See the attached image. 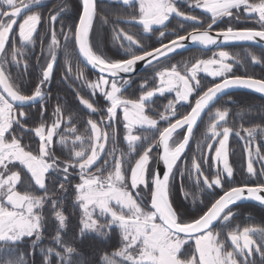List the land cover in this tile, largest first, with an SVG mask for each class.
<instances>
[{
	"label": "snow or ice",
	"instance_id": "1",
	"mask_svg": "<svg viewBox=\"0 0 264 264\" xmlns=\"http://www.w3.org/2000/svg\"><path fill=\"white\" fill-rule=\"evenodd\" d=\"M42 2L46 0H0V264H96L94 259L83 257L77 238L71 241L64 238L69 221L66 208L70 192L74 194L71 207L80 213L78 239L81 242L86 236L104 242L112 238L113 232L118 234L120 246L112 252L104 251L99 256V264H257V255L259 264H264V227L232 225L235 218L232 208L238 202L254 201L264 207V155L259 146L253 149L257 137L264 138V127L241 125L234 130L225 126L230 116L228 108L208 111L210 123L205 133L206 137L210 136L208 151L194 155L190 169H178V161L185 154L206 110L230 89L244 88L264 94V79L247 72L234 74V64L244 65L241 59L225 50L214 52L207 59H195L190 66L185 61L183 65L171 64L156 70L169 62L177 50L186 48L189 42L201 50L220 48L229 42H264V0H108L132 9L127 16H118L114 23L137 25L141 29L130 34L124 28H113V40L122 55L127 57L119 59L107 57L95 49L91 41L98 16V0H80L74 31L70 26L67 32H63L61 25L63 48L55 28L60 13L50 10L46 19L42 12L32 11ZM181 3L203 9L210 14V22L204 26V20L197 15L181 11L178 6ZM25 12L30 14L21 21ZM171 17L181 21L182 31L184 22L200 27H192L184 35L161 30L157 37L158 47L145 45L142 37L156 31L154 26L166 29V22ZM222 18L237 22L252 20L258 27L230 25L212 34L213 25ZM100 19L104 25L109 23L107 11ZM42 23H47L50 29L45 34L50 37L47 43L50 58L41 64L44 53L37 57L38 82L31 94H25L22 77L27 75V60H23V70L20 66L24 50L34 47L38 26ZM169 35L173 38L164 43ZM69 41L74 42L71 53L68 51ZM60 50L64 51L66 58L72 54L78 57L74 77L68 59L65 60L64 81L74 79L80 82L81 88L91 90L92 97L99 92L108 105L106 109L96 107L94 99L90 102L80 90L73 89L79 104L88 110L89 115H100L99 121L89 118L84 122L88 135L77 134L75 125L64 128L65 123L73 124V117L70 115L65 121L63 112L67 106H61L59 98L51 123L43 120L45 97L50 98L47 89ZM249 56L252 64L264 63L262 57L251 53ZM139 62L154 72L152 79L157 85L144 91L148 85L145 80L140 85L138 98H126L122 90L130 81L120 74L134 73ZM79 63L98 69V80L89 81ZM13 68L17 69L15 76ZM199 73L219 82L204 88L198 79ZM173 92L174 100L165 105L158 119L147 114L146 110L150 111L154 102L153 97ZM197 92L199 95L191 104L190 97ZM37 101L40 102L41 122L34 128L28 127L27 120L31 117L25 106ZM183 103H189L190 111L176 118L179 115L177 104ZM159 121L168 122L162 130ZM120 123L125 131L123 141L127 151L116 147L119 139L116 125ZM136 130L158 131V141L154 140L143 151H138L149 137L134 134ZM180 130H184L183 137L176 142ZM17 132L28 135L30 141L38 138L37 147L24 144L23 137ZM233 133L247 145L244 149L247 176L259 182L244 180L224 190L225 183L235 179V170L229 160V139ZM203 143L198 141L197 147ZM109 144L113 145L111 149ZM154 144L162 148L157 157L152 156ZM56 145L60 146L62 153L67 152L66 159L56 156ZM133 156L137 157L134 164L131 163ZM154 159L162 162V174L159 168H152ZM257 163L259 170L255 167ZM203 165L209 166L211 179L205 174ZM177 170L181 181L185 174L190 180L195 177L194 183L199 191L211 193L220 189L223 194L210 206L205 205L202 214L198 212L186 218V213L174 207L171 199ZM77 176L78 182L73 184ZM19 186L25 190H18ZM37 191L41 194H36ZM181 191L187 199L189 193L184 190L183 183ZM45 209L55 222V234L47 247L42 246L48 223ZM99 251L97 249L96 253Z\"/></svg>",
	"mask_w": 264,
	"mask_h": 264
},
{
	"label": "trees",
	"instance_id": "2",
	"mask_svg": "<svg viewBox=\"0 0 264 264\" xmlns=\"http://www.w3.org/2000/svg\"><path fill=\"white\" fill-rule=\"evenodd\" d=\"M62 3V0H59ZM36 11L42 12L43 15L45 16V18L47 19L50 15V10H56V7L54 6L53 1L49 0L48 2H45L39 6H37L35 8ZM102 14H104V10L101 9L100 10ZM108 14V13H107ZM68 16V15H67ZM67 16H63L62 18H64V22L67 21ZM109 18H111L112 16H110V14L108 15ZM116 17V16H114ZM118 17V16H117ZM121 17V16H120ZM62 18H59V21L62 20ZM46 27L48 26L47 23ZM65 24V23H64ZM44 25V23H43ZM124 25V24H123ZM57 25H55L56 27ZM65 26V25H64ZM130 26V25H127ZM132 27V26H131ZM135 28V27H133ZM136 29V28H135ZM143 43L151 46L150 44L152 42H149L150 40L144 39L142 37ZM153 47V45L151 46ZM150 47V48H151ZM237 47V46H234ZM245 48H252L255 49L256 51H260V54H258V57H262L264 58V52L261 51L260 48L256 47V46H250V47H246ZM73 50V43L71 41H69V48L68 51L71 53ZM194 50H187V51H182V52H178L175 53L171 56L170 61H175L176 62L180 61V60H184L187 58H191V52H193ZM235 52V51H233ZM238 54V53H237ZM72 60L74 61V63L76 64V66H78V58L75 54L70 55ZM236 56V54H235ZM243 56L246 58H242V56L238 54L237 58L241 59L243 61V65L246 66L249 65L248 67L244 68V72H247V74L253 75L255 78L258 79H264V67L263 64H252L251 60L249 59L250 57H247L246 55L243 54ZM37 57L38 54L36 52L35 56L33 57V55L31 57H29V55L26 57V60L28 62V80H29V88H23V91L25 94H30V91L32 89V87H34V84L36 82V79L38 80L39 77V73L38 72V65H37ZM61 58V57H60ZM61 59H57V64L56 67L54 69V75L53 78L50 82V85L48 87V92L50 93V98L47 96L45 98L46 101V115L43 117V120H47L50 119L51 116V112L54 109V107L57 105L58 103V98H59V103L61 106H67V110H65L63 112V117L67 118L68 116H72L73 117V124L70 126L75 125L78 129L77 134H84V135H88L89 133L86 132L85 129V123L87 119H89V113L88 111H86L78 102L75 91L73 89H77L81 91V95L84 96V98L86 99H90V101H92L93 99H91L84 91L83 89L79 86V83H72L71 87H69V83H65L64 79H60L61 76V71L63 69L62 66V62L60 61ZM79 67L83 68V71H85L86 76H88L89 74H93L92 71H90L89 69H87L85 66H83L81 63H79ZM254 70V71H252ZM145 74V70L140 72L139 74H137L135 77H139L141 75ZM243 74H238V75H244ZM75 82V81H72ZM209 86V85H207ZM136 89L137 88V83H132V85H130L127 90L131 91L132 89ZM167 97V98H166ZM229 98L231 97L232 102H229L228 104L223 102L224 98ZM166 99H168V96H155V98L153 97V103L151 104L150 108L151 110L155 111V112H160L165 108L166 105ZM230 100V101H231ZM223 102V103H222ZM40 103L38 104H34V105H30V106H25V110L29 112L31 119L27 120V126L28 127H35L36 125H38L41 122V117L39 115V110H40ZM213 107H219L221 109L223 108H228L230 110V116L228 117V123L225 126H229L232 127L234 130L235 129H239L241 125H243L244 127H252V126H256V125H260V126H264V98H261L255 94L246 92V91H236L233 93H229L226 96H224L223 98H221L218 101V104L213 106ZM184 114V113H183ZM181 114V115H183ZM207 116V114L205 115V117ZM205 117L203 118L202 121H200V125L197 127L196 131L194 132V137L191 140L187 151L185 152L183 158L185 159V167H187L188 169L191 168V161L193 156H199L201 154V152L207 151L206 150V145L208 144V142L210 141V139H208V137H206L204 134L206 133V124H205ZM119 125V124H118ZM118 134H119V139H118V144L121 143V131L120 129L117 130ZM144 131V130H143ZM144 133H148V131L144 132ZM150 135H148L149 139L151 140V137H153V132L150 130L149 131ZM152 133V134H151ZM17 135H21L23 137L22 142L24 144H31L32 148H36V144L37 139L34 138L32 141L29 140L28 135H25L23 132H17ZM156 137V136H155ZM198 141H204V143L198 148L197 147V143ZM229 151H230V163L233 165L234 170H235V179L233 181H231L230 183H225L224 185V190H227V188L234 186L238 183L243 182V173L241 172L242 168H244L242 165H244V161H243V148L241 146L240 141L238 140V138L234 135L230 136L229 139ZM55 154L57 157H59L61 160L66 159L67 156L64 155V152L62 153L61 150H59L58 148H55ZM191 160V161H190ZM200 162V161H198ZM210 157H209V163H210ZM179 164V163H178ZM203 168L205 170V174L209 175V178L211 179V175L208 171L209 166L208 165H203ZM186 175V174H185ZM188 176V175H187ZM75 182V179L73 180ZM184 181V190L187 191L189 193V196L187 199H185V197L182 195H180L178 197V201L180 203H182V205H184L186 207V209L188 210V212H191L192 215L195 213H202L201 210H205V205H210V203L212 201L215 200V198H217L221 193L218 192L220 189H215L214 192H209L207 190L205 191H199L197 189V187L195 186V184L193 183L194 181V177L193 179H189L188 177V183H186L185 180ZM233 182V184L231 185V183ZM23 187V186H22ZM22 190H25L24 188H22ZM36 194H41L40 192H36ZM73 193L70 192V196H69V203L68 206L66 208V215L69 216V221H68V226L66 229V233L64 234V238L66 240H73V238H77L76 239V243L77 246L80 250V252L83 254V257L85 259L88 258H92L96 261V264H99V256L104 252H112L114 251L116 248H118L119 245V241H118V234L113 232L112 234V238L108 241H104L101 242L99 239L94 238L92 236H86L84 238V240L81 242L78 239V228H79V211L78 209H73L71 207V199H73ZM195 201V203L193 202ZM175 207V206H174ZM177 209L180 208V210L182 209L179 205L176 206ZM235 214V218L234 220L238 221H242L240 222V226L247 225V226H260V227H264V208L256 205V204H251V203H245V204H240L237 205L235 207L232 208ZM182 211V210H181ZM253 211V212H252ZM45 214L48 217V223L46 226V230L44 232V240L42 243V246L47 247L50 246V240L51 237L55 234V222L52 220L51 218V213L48 212V209H45ZM254 221L255 222H250V221ZM235 221V222H236ZM243 223V224H242ZM24 249L27 250V246H24ZM99 249L100 251L98 253H96V250ZM94 253H96L94 255ZM36 258L37 260L39 259V251L37 250L36 253ZM255 259L257 260V264H259V256L257 255V257H255Z\"/></svg>",
	"mask_w": 264,
	"mask_h": 264
},
{
	"label": "rangeland",
	"instance_id": "3",
	"mask_svg": "<svg viewBox=\"0 0 264 264\" xmlns=\"http://www.w3.org/2000/svg\"><path fill=\"white\" fill-rule=\"evenodd\" d=\"M49 0H46V2H48ZM53 1L54 3V6L56 7V10L55 12H58L60 13V16L59 18L61 19L63 16H67V21L64 22V18H62V20L58 21L55 23V25H57L55 28L57 30V33H58V39L60 40L61 42V46L63 48V44L65 43L64 42V37L61 33V25L63 24V32H67L69 30V27L72 26V29L74 31V24L75 22L77 21L78 19V13H79V10H80V7H81V4H80V0H62V3L59 1V0H51ZM108 1V0H107ZM102 2H105V0H98V3H102ZM45 3V2H42V4ZM186 5V4H184ZM65 6H67L66 10L61 12V9H64ZM188 6V5H187ZM36 7H34L32 9V11H36L35 10ZM194 8V7H192ZM196 10H200V12L202 11L203 13H205L203 11V9H199V8H194ZM30 13L28 12H25L21 17H20V20L22 21L24 16L28 15ZM100 16L98 14L97 16V19L95 21V25H94V29H93V32L91 34V41L93 43V46L95 49L99 50L100 52H102L104 55H106L107 57L109 58H112V59H119V58H127V57H124L122 55V53L120 52V49L118 47V44H116L113 40V28L114 27H117V28H124L125 30H128L130 34H132L133 32H138L137 29L131 27V26H127V25H123V23H114V21H116V18L117 17H113V18H109V23L107 25H104L102 23V20L100 19ZM201 19H204L205 23H204V26H206V24L208 22H210V14H207L205 13V17L203 18L202 16H200ZM65 23V24H64ZM65 25V26H64ZM234 26V27H238V28H251V27H258V25L255 24L254 21L252 20H241L239 22L237 21H229L228 18H222L220 21L217 22V24L213 25V30H222V29H226L228 26ZM197 26H200V25H193L192 23H189V25L185 26L184 27V30H180L181 28V25H178L176 26L177 28V32L178 33H182L184 34L188 29H191L192 27H197ZM18 27L19 25L17 24L16 25V31L18 33ZM50 29H49V25L46 27V24L43 23L41 25L38 26V32L35 36V44H34V47L32 46H29L28 48H26L24 51H25V56L23 57L22 59V62H21V66H20V70H23V60H26V57L29 55V57H31L33 55V57L35 56L36 52L38 54V56H41V53L43 52L44 55L41 56V59H40V63L41 64H44L46 63V60L49 59L50 57H48L47 55V43L49 42V39L50 37L49 36H46V32H49ZM41 37H45L44 40L42 41L41 40ZM169 38H172V36H167L165 39H169ZM17 41H18V36L16 37ZM73 43V46H74V42L71 41ZM69 43V42H68ZM158 42H154L152 41V43L150 44L151 46L152 45H156ZM10 44H11V41L9 42V48H10ZM146 45V44H145ZM19 46V44H18ZM150 46V47H151ZM234 46H237V47H234ZM246 47H250L252 45H246V44H235V45H229V46H225V47H220V48H216L215 50L212 49V50H208V51H203V50H200V49H196V48H193V49H188V50H194L193 52H191V58H187V59H184V60H180L178 62H176L177 60H175L174 62L173 61H169L167 63H163L161 64L160 66H158L156 68V70H162L163 67H170L171 64H181L183 65L185 61H188L189 62V66L191 63H194L195 62V59H207V58H210L213 56V53L214 52H218L219 50H225V51H228L230 53V55H233L235 56L236 54V57L241 55L242 58L244 57V55H246L247 57H250L249 56V53H251L252 55H256V56H259L258 54H260V51H256L255 49H252V48H245ZM253 47V46H252ZM184 51H187V50H183ZM235 51V52H233ZM182 52V51H180ZM179 52V53H180ZM238 53V54H237ZM139 54V52L137 53ZM61 57V58H60ZM78 58V57H77ZM245 58V57H244ZM243 58V60H244ZM18 59H21L20 57H18ZM57 59H61L60 61L63 63L62 66H63V69L61 71V76H60V79H64L63 78V73L66 71V66H65V60L68 59L71 67H72V70H73V77L75 76V73H76V70H77V66L76 64L74 63V61L72 60L71 56L69 57H65L64 55V51L63 50H60L58 51V54H57ZM246 59V58H245ZM251 60V58H249ZM229 62H232V61H229ZM28 63V62H27ZM243 63V61H242ZM29 66V65H28ZM249 65L246 64V66H241V65H236L234 64V74L238 75V74H243L245 73L243 70L245 67H248ZM263 67H264V64H263ZM16 71L17 69L13 68L12 70V74L13 76L16 75ZM40 71L39 67H38V72ZM254 71V70H252ZM85 73V71H84ZM139 74V73H138ZM137 75V74H136ZM136 75L133 76V78H124V79H128L130 81V83L128 85H132V83H137V88L136 89H132L131 91H128L127 88H128V85L125 86V90H122L123 92V96L126 97V98H131V99H136L139 97V95L141 94V90H140V85L142 83H144L145 80H147L148 82V85L147 87L144 89V91H147V90H150L151 88L155 87L157 85V81L156 80H153L152 77L154 76V72L147 68L145 70V74L144 75H141L139 77H135ZM86 76V74H85ZM86 78L89 80V81H97L98 78H99V75L95 74H89L88 76H86ZM120 79V78H119ZM118 79V80H119ZM198 79H200L201 81V84L203 85L204 88L206 87H209L211 86L212 83H215L217 82L218 80H214L212 79L211 77H208L206 74L204 73H199L198 74ZM22 80H23V88H26L28 87L29 88V80H28V69H27V75L22 77ZM72 81H75L74 79H71L68 81L69 84H72V83H79V86L81 87L80 85V82L78 81H75V82H72ZM38 82V80L36 79V82L34 84V87H32L31 91H30V94L31 92L34 90L35 88V85L36 83ZM66 83V82H65ZM209 85V86H207ZM83 91L91 98V99H94L96 101V104H94V106L96 107H99L101 109H106V107L108 106L106 104V102L104 101L103 97L99 94V92H97L96 96L95 97H92L91 96V90L87 89L86 87H83L82 88ZM29 94V93H28ZM199 95V92L197 93H194L191 97H190V103L191 104H194L195 103V99L197 98V96ZM157 96H160L159 94ZM164 97L165 96H168V99H166V105L168 104V102L170 100H174L175 98V93H165L163 95ZM226 96V95H225ZM155 98V97H154ZM167 98V97H166ZM223 98V97H222ZM221 99V98H220ZM219 99V100H220ZM78 100V99H77ZM218 100V101H219ZM218 101L213 105H217L218 104ZM79 102V100H78ZM91 102V101H90ZM225 103H229V102H232V100L230 101L229 98H224V101ZM222 102V103H223ZM40 103V102H38ZM36 103V104H38ZM40 105V104H39ZM82 106V105H81ZM211 107L208 111H214L216 108H219V107ZM83 107V106H82ZM84 108V107H83ZM86 111H88L86 108H84ZM190 109V106H189V103H183V104H177V112H178V116L176 118H178L181 114H186ZM165 110V108L160 111V112H163ZM119 111V110H118ZM147 111V114L150 115L152 118H156L158 119V116H159V113L160 112H155L153 110H146ZM208 111L206 112L207 116L205 117V115L203 116V118L205 117L204 121H205V126L207 128V125L208 123H210V120L208 119ZM53 112V110H52ZM52 112H51V116H50V119H47L45 120L44 122H47V123H51V119H52ZM120 115L122 116V112L120 113ZM89 118L91 119H94V120H97L99 121L100 120V115L99 114H95V115H89ZM203 118L201 119V121L203 120ZM65 121L67 120V118H64ZM167 121H159V128L162 130L163 127H166L167 126ZM200 125V124H199ZM198 125V126H199ZM37 126V125H36ZM67 127H71L69 124L65 123L64 124V128H67ZM253 127V126H252ZM264 127V126H262ZM34 128V127H33ZM116 128L117 130L120 129L121 131V143L118 144L117 142V145L116 147H118L120 150L123 149V151H127V145L126 143L123 141V137L125 135V131L123 129V124L120 123L119 125H116ZM197 129V128H196ZM195 129V131H196ZM61 132L63 131V129L60 130ZM109 131H111L109 129ZM148 131V133H144ZM150 130H136L134 134H137V135H143V136H148L150 135L149 133ZM183 131L184 130H180L178 132V134L176 135V142H179L182 137H183ZM153 132V137H151V140H148L146 143L143 144V146L141 148H139L138 151H143V148L144 147H147L148 144H152V142L156 139H157V136L159 134L158 131H152ZM152 134V133H151ZM34 136V133L32 134ZM205 135V134H204ZM232 135L235 136V134L233 133ZM243 135V133H242ZM156 136V137H155ZM237 137V136H236ZM238 140L240 141L241 143V146L243 148V161H244V165H242L244 168H242L241 172L243 173V181L244 180H249L251 183H257L259 182L258 180L256 179H253V178H250L247 176V173H246V167H247V159H246V155H245V152H244V149L245 147H247V145L245 144V142L243 140H241L239 137H237ZM10 139V137H9ZM37 139V142H38V138ZM58 139V137H57ZM208 139H210V136H208ZM218 143L217 142H214V145ZM256 146H259L260 149H261V154L264 155V138H261L260 136L257 137V142L256 144L253 146V149L256 147ZM36 147H37V144H36ZM109 149H111L113 147L112 144H109L108 145ZM154 147V145H153ZM55 148H58L60 150V146L59 145H56ZM206 150L208 151V148H207V145H206ZM215 151V146L211 149V152L214 153ZM64 155L67 156V152L65 151L64 152ZM152 156L155 157V152L154 150L152 151ZM184 156V155H183ZM137 157L136 156H133L131 158V163H134L135 162V159ZM191 161V160H190ZM211 161V160H210ZM152 163V168L154 169V164H155V159L151 162ZM178 169L179 168H185V159L182 157L180 161H178ZM99 166V165H98ZM255 167L259 170V163H257L255 165ZM12 170H17V169H12ZM93 171H95V169H93ZM130 171V169H129ZM183 180L186 181V183H188V176L187 174L183 177ZM194 180H195V177H194ZM78 182V176L75 178V182L73 181V184ZM184 184V181H181V178H180V173H179V170H177L176 172V180H175V184H174V189H173V192H172V202H173V205L176 207V206H180L182 209V211H184L186 213V218L187 216L189 215H192L191 212H188V210L186 209V207L184 205H182V203H180L178 201V197L182 194V191H181V184ZM194 183V181H193ZM230 183V182H229ZM195 184V183H194ZM233 184V182L231 183V185ZM184 187V185H183ZM22 186H19L18 187V190L20 191H24L22 190ZM218 192H221V190H219ZM183 195V194H182ZM181 195V196H182ZM74 196V194H73ZM184 196V195H183ZM240 205V204H239ZM237 206V205H236ZM235 207V206H234ZM180 210V208H179ZM79 211V210H78ZM232 211H234L232 209ZM253 212V211H252ZM80 214V213H79ZM197 213L193 214V215H196ZM202 214V213H200ZM80 216V215H78ZM236 220H233L232 221V225L233 226H236V225H239L240 226V222L242 221H236ZM250 222H255V220L253 221H250ZM243 224V223H242ZM243 226H247V225H244ZM240 228H243L242 226H240ZM257 257V256H256Z\"/></svg>",
	"mask_w": 264,
	"mask_h": 264
},
{
	"label": "flooded vegetation",
	"instance_id": "4",
	"mask_svg": "<svg viewBox=\"0 0 264 264\" xmlns=\"http://www.w3.org/2000/svg\"><path fill=\"white\" fill-rule=\"evenodd\" d=\"M180 7V10L181 11H185L187 12L188 14H192V15H197L198 17L202 16L203 18L205 17V13H203L202 11L200 12V10H196L192 7H189L187 5H184L183 3H181L180 5H178ZM101 9H103L104 11H107L108 15L110 14V16H112L111 18H113L114 16H121V17H124V16H127L128 13H130L132 11L131 8H128V9H125L122 5L120 4H113V3H109L107 0H105V2H102V3H98V14L99 15H103L101 13ZM204 20V19H203ZM205 21V20H204ZM189 23L191 22H184L183 23V27L189 25ZM125 25H130V24H126V23H123ZM178 25H181V21L178 20L177 18L175 17H171L170 20L168 22H166V29H160V28H155L156 31L152 32V33H149L147 34L145 37H143L144 39H147V40H150L149 42H158V35H159V31L161 30H167L169 32H172V31H176L177 28L176 26ZM132 27H135L137 29V31L139 32L141 29L140 27H137V26H134V25H130ZM197 27H200V26H197ZM191 29H188L187 31H190ZM177 32V31H176ZM182 35V33H179ZM171 36V35H169ZM173 38V37H172ZM172 38H169V39H164L163 42H167L168 40L172 39ZM159 45V42L156 44V45H153V47H156ZM150 50V48H149ZM56 64H57V60H56ZM56 64H55V67H56ZM55 69V68H54ZM95 75V74H94ZM130 85H128L129 87ZM48 91V89H47ZM47 97V96H46ZM45 97V98H46ZM155 145V144H154ZM123 150V149H121ZM153 150H154V147H153ZM155 152V150H154ZM156 154V153H155Z\"/></svg>",
	"mask_w": 264,
	"mask_h": 264
},
{
	"label": "water",
	"instance_id": "5",
	"mask_svg": "<svg viewBox=\"0 0 264 264\" xmlns=\"http://www.w3.org/2000/svg\"><path fill=\"white\" fill-rule=\"evenodd\" d=\"M81 8V7H80ZM178 19V18H177ZM78 20V19H77ZM134 26H137V25H134ZM137 27H139V26H137ZM154 28H159L158 26H154ZM217 31H219V30H213L212 29V34H215ZM185 34V33H184ZM184 34H182V35H184ZM168 42V41H167ZM167 42H164V43H167ZM235 44H246V45H252V46H256V47H258V48H260L261 49V51H263L264 52V42H261V41H254V42H229V43H226V44H223L221 47H225V46H229V45H235ZM159 46V45H158ZM158 46H156V47H158ZM193 48H196V49H200L198 46H196V45H193V44H191L190 42L187 44V47L186 48H184V49H179V50H177V53L178 52H180V51H183V50H188V49H193ZM217 47H212V48H210V49H208V50H212V49H216ZM201 50V49H200ZM208 50H203V51H208ZM140 54V53H139ZM173 55V54H172ZM55 64H56V62H55ZM83 64V63H82ZM87 69H89L90 71H92L93 73H95V74H98V75H100V73H99V71H98V69H93L90 65H85V64H83ZM144 68H146L145 67V64L143 63V62H139L138 63V65H137V67H136V70H135V72L134 73H130V74H123V73H121L120 74V77H122V78H133V76L134 75H136V74H138V73H140V71H142ZM107 75V74H106ZM119 78V77H118ZM217 82H219V81H217ZM216 83V82H215ZM238 92V91H246V92H249V93H252V94H255V95H257V96H259V97H261V98H264V94H260V93H257V92H254V91H252V90H249V89H244V88H235V89H230V90H228L227 91V94H229V93H233V92ZM226 94V95H227ZM225 95H222V96H220L216 101H215V103L220 99V98H222V97H224ZM39 101H37L36 103H38ZM35 103V104H36ZM214 103V104H215ZM213 104V105H214ZM31 105H34V104H31ZM212 105V106H213ZM27 106H30V105H27ZM211 106V107H212ZM189 111H190V109H189ZM208 110H206V112H207ZM206 112L203 114V116L206 114ZM203 116H202V118H203ZM200 123V122H199ZM198 127V126H197ZM158 137H159V134H158V136H157V139H156V141H158ZM188 149V147L186 148V150ZM154 150H155V157H157L158 156V154L160 153V152H162V148H160V147H158V146H156V145H154ZM186 152V151H185ZM163 164H162V162H157L156 160H155V164H154V169H157V168H159L160 170H161V174H162V171H163ZM223 194V192L220 194V195H222ZM219 197V196H218ZM217 197V198H218ZM216 199V198H215ZM245 203H251V204H256V205H259L258 203H256V202H254V201H241V202H238V204L237 205H239V204H245ZM210 206V205H209ZM260 206V205H259ZM264 208V207H263ZM206 210V209H205Z\"/></svg>",
	"mask_w": 264,
	"mask_h": 264
},
{
	"label": "bare ground",
	"instance_id": "6",
	"mask_svg": "<svg viewBox=\"0 0 264 264\" xmlns=\"http://www.w3.org/2000/svg\"><path fill=\"white\" fill-rule=\"evenodd\" d=\"M147 68H144L142 71H144V70H146ZM142 71H140V72H142Z\"/></svg>",
	"mask_w": 264,
	"mask_h": 264
}]
</instances>
